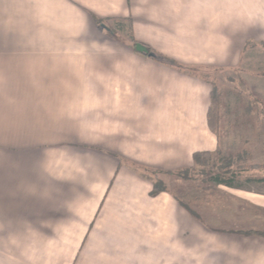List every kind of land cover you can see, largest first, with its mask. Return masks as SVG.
Here are the masks:
<instances>
[{
    "label": "crops",
    "instance_id": "0c3cea01",
    "mask_svg": "<svg viewBox=\"0 0 264 264\" xmlns=\"http://www.w3.org/2000/svg\"><path fill=\"white\" fill-rule=\"evenodd\" d=\"M263 43L264 0H0V264H264V187L189 210L132 167L220 150L210 81L160 55L226 70Z\"/></svg>",
    "mask_w": 264,
    "mask_h": 264
},
{
    "label": "rangeland",
    "instance_id": "374dc122",
    "mask_svg": "<svg viewBox=\"0 0 264 264\" xmlns=\"http://www.w3.org/2000/svg\"><path fill=\"white\" fill-rule=\"evenodd\" d=\"M262 46L247 51L245 60L236 68L188 67L189 73L206 78L217 90L219 106L215 132L220 139L219 154L205 155L204 166L193 163L175 171L165 172L139 164L132 166L154 184L171 191L189 210L194 209L192 200L196 189L202 193L210 185L212 191L215 176L233 178V182L243 183L245 187H264V183L255 181L264 177V43ZM222 158L234 159L231 167L234 177L221 174Z\"/></svg>",
    "mask_w": 264,
    "mask_h": 264
},
{
    "label": "trees",
    "instance_id": "16d2710c",
    "mask_svg": "<svg viewBox=\"0 0 264 264\" xmlns=\"http://www.w3.org/2000/svg\"><path fill=\"white\" fill-rule=\"evenodd\" d=\"M161 59L167 61L169 64L173 65L176 69L183 71V72H188V67H184L178 62H175L174 60L168 59L164 56H159ZM189 73V72H188ZM218 106H219V96L217 93V90L215 89L214 85L212 86L211 92H210V105L208 108V113H207V122L209 128L214 132L216 129V124L218 122ZM217 134V133H216ZM219 154V151H217ZM211 153L210 152H197L193 154V162L196 164L200 165H205L207 160L204 158V156H209ZM204 158L205 160H202ZM239 159H241L239 157ZM206 161V162H204ZM234 159L232 158H222L221 159V174L223 175H230L231 177H234V172L231 170L234 164ZM240 161V160H239ZM242 161V160H241ZM264 166V164L262 165ZM213 181L219 182V183H224L226 185L232 186L233 185V178H221V176H215L213 178ZM161 191H165L161 185H157L156 183L153 186L152 190V195H155L156 193H159Z\"/></svg>",
    "mask_w": 264,
    "mask_h": 264
},
{
    "label": "water",
    "instance_id": "95a60500",
    "mask_svg": "<svg viewBox=\"0 0 264 264\" xmlns=\"http://www.w3.org/2000/svg\"><path fill=\"white\" fill-rule=\"evenodd\" d=\"M135 50L139 53L147 54L150 57H155V54L153 52L149 51V49L146 46H144L143 44L136 43L135 44Z\"/></svg>",
    "mask_w": 264,
    "mask_h": 264
}]
</instances>
